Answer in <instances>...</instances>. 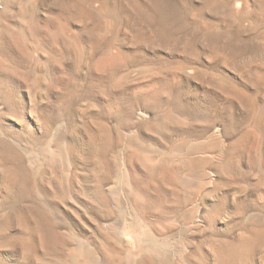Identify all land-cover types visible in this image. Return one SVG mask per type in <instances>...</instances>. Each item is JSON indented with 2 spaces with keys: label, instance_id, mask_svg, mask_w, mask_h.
Returning <instances> with one entry per match:
<instances>
[{
  "label": "rangeland",
  "instance_id": "1",
  "mask_svg": "<svg viewBox=\"0 0 264 264\" xmlns=\"http://www.w3.org/2000/svg\"><path fill=\"white\" fill-rule=\"evenodd\" d=\"M260 3L0 0V264H264Z\"/></svg>",
  "mask_w": 264,
  "mask_h": 264
},
{
  "label": "bare ground",
  "instance_id": "2",
  "mask_svg": "<svg viewBox=\"0 0 264 264\" xmlns=\"http://www.w3.org/2000/svg\"><path fill=\"white\" fill-rule=\"evenodd\" d=\"M247 3V2H246ZM63 4V3H62ZM217 4V3H216ZM186 5V4H185ZM210 5V4H209ZM260 6H264L263 5V3H260ZM211 7H214L213 5L211 6ZM230 7V6H229ZM233 7V6H232ZM246 7V6H245ZM243 8V7H242ZM220 9V8H219ZM263 9V8H262ZM237 9H233V8H231L230 10H229V12L232 14V15H236L237 14V11H236ZM242 10V9H241ZM240 11V10H239ZM245 11V10H244ZM194 12V11H193ZM201 15V14H200ZM237 16V15H236ZM196 17V16H195ZM199 17V16H198ZM264 18V17H263ZM195 19V18H194ZM252 21V20H251ZM64 22V21H63ZM91 22V21H90ZM198 25V24H197ZM89 26V25H88ZM174 27H172L171 29L169 28L168 29V31H166V32H163V31H161L160 32V35H163V34H167V32H169V34H170V36L172 37L173 35H175V30L173 29ZM242 31V30H241ZM169 36V35H168ZM226 37L227 36H224V39H226ZM72 38V37H71ZM78 38V37H77ZM99 38V37H98ZM217 39V38H216ZM223 39V41H226V42H222V43H224V44H230L231 43V41H233V39L232 38H227L226 40H224ZM77 40V39H76ZM75 41V40H74ZM229 41H230V43H229ZM79 42V41H78ZM262 42V41H261ZM264 45V44H263ZM220 49H222V48H220ZM263 56V55H262ZM251 57V56H250ZM245 67V66H244ZM252 76V75H251ZM260 81H257L256 83H257V87L261 84V83H259ZM263 83V82H262ZM262 86V85H261ZM259 88V87H258ZM253 91V90H252ZM240 96H242V95H240ZM258 97V96H257ZM249 98V97H248ZM242 100H244V98L242 97ZM258 110V109H257ZM261 239V238H260ZM45 244V243H44ZM37 245V244H36ZM252 243H248L247 244V247L248 248H251L252 247ZM27 246H28V244H27ZM216 247V246H215ZM214 247V248H215ZM217 249V248H216ZM215 250V249H214ZM224 256H222L221 257V259H223L224 260ZM225 260H226V258H225ZM121 263V262H120ZM124 263V262H123ZM122 263V264H123ZM126 263V262H125ZM126 264H129V263H126Z\"/></svg>",
  "mask_w": 264,
  "mask_h": 264
}]
</instances>
